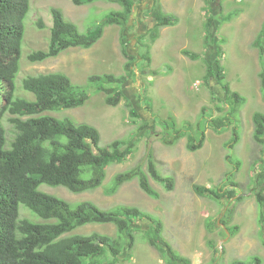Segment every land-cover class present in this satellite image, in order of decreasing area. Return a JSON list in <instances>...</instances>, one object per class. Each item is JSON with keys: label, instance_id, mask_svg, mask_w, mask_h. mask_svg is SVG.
Returning <instances> with one entry per match:
<instances>
[{"label": "rangeland", "instance_id": "rangeland-1", "mask_svg": "<svg viewBox=\"0 0 264 264\" xmlns=\"http://www.w3.org/2000/svg\"><path fill=\"white\" fill-rule=\"evenodd\" d=\"M136 1V10L124 28L127 49L135 59L134 75L122 87L126 98L113 107L106 104V94L88 86V80L93 75L125 74L127 58L122 54L120 26H106L101 39L90 49H69L58 58L42 63L29 62L28 55L48 49L52 8H60L67 21L86 33L103 23L110 11L121 7L112 0L85 6H76L70 0H30L20 72L15 81L16 96L34 100L22 87L27 76L63 73L75 85L87 87L91 98L81 108L50 115L69 117L76 123L96 127L102 146L115 140L132 139L135 143L133 155L123 164L109 167L104 185L95 191L74 194L64 187L48 185L40 186L39 190L73 204L91 201L104 211L120 205L138 207L163 222L164 239L191 264L250 262L255 257L264 264L263 228L258 223L253 174V166L258 164L257 170L260 168L264 153V146L253 139V116L256 112L264 113L259 76L262 66L259 51L253 46L264 22V0H213V4L207 0H159L164 13L176 16L178 22L175 26L161 28L155 43L150 41V31L155 24L151 16L155 0ZM39 21L44 23L43 29L39 28ZM216 44L221 48L219 53ZM149 45L150 63L143 58ZM208 63L215 69L218 65L223 67L225 81L245 98L239 113L241 141L233 152L243 162L235 180L240 185L236 191L243 195L242 201L216 199L209 193L200 196L195 192V187L208 190L223 187L231 172L226 162L229 153L226 144L232 138V127L216 129L211 120L223 118L234 101L224 105L223 112L217 110V96L222 95V88L216 78H207ZM131 107L136 109L138 117L132 116ZM9 117L5 116L3 124L10 142L14 135ZM202 117L210 122L205 124V143L199 151L188 150V136L174 145L163 141L166 120L173 118L178 128L189 124L191 133L196 135ZM149 149L161 176L175 179L174 190L169 192L163 184L151 180V186L159 195L154 199L135 179L115 195H107L106 189L117 174L138 165H143L146 171L145 157ZM20 214L21 218L39 221L25 208H21ZM210 223L214 224L212 228ZM137 226L140 231L133 251L124 252L117 264H170L166 254L142 239L144 231L154 229L152 223L140 219ZM229 228L233 229V234ZM74 233L114 237L117 229L112 224H94Z\"/></svg>", "mask_w": 264, "mask_h": 264}, {"label": "trees", "instance_id": "trees-1", "mask_svg": "<svg viewBox=\"0 0 264 264\" xmlns=\"http://www.w3.org/2000/svg\"><path fill=\"white\" fill-rule=\"evenodd\" d=\"M70 1L76 6H85L102 0ZM112 1L121 9L110 11L103 23L86 33L67 21L61 9L52 8L53 24L48 49L32 52L28 60L42 63L59 57L71 48L90 49L101 39L106 26H120L122 54L127 58L125 74L93 75L88 80V86L106 94V104L115 107L126 98L122 87L134 75L135 59L127 49L124 28L136 10L137 1ZM207 2L213 4V0ZM30 9V0H0V264H117L124 252L130 254L133 251L137 232L140 231L137 226L140 219H148L154 228L144 231L142 239L166 254L170 264H191L164 239L163 222L138 207L120 205L104 211L91 201L73 204L39 190L40 186L48 185L64 187L74 194L95 191L104 185L109 167L123 164L133 155L135 143L132 139L115 140L102 146L101 134L96 127L76 123L69 117L50 115L81 108L91 98L87 87L75 85L63 73L27 76L22 81V87L34 96V100L16 96L15 81L20 72L25 20ZM151 16L155 21L150 31L151 43L157 41L161 28L175 26L178 22L176 16L164 13L159 0H155ZM38 26L40 29L45 27L42 21L38 22ZM253 46L259 51L262 66L259 76L264 100V22ZM215 47L218 53L221 52L217 44ZM143 58L151 62L150 45ZM207 69V78H216L222 88V95L217 96V110L223 112L224 105L234 101L223 118L211 120L216 129L232 127V138L226 144L229 151L226 162L231 172L223 187L217 190L195 187V192L200 196L209 193L216 199L224 197L242 201L243 195L236 191L240 185L235 180L243 162L233 152L241 141L239 113L245 98L225 81L223 67L218 65L215 69L208 63ZM131 114L139 116L133 107ZM6 115H10L9 123L14 135L10 142L3 124ZM209 122L202 117L194 135L189 124L178 128L175 120L170 118L164 124L163 141L174 145L188 136V150L199 151L205 143V124ZM253 123V139L264 146V113L256 112ZM262 155L259 171L256 168L258 164H255L253 174L255 199L259 207L258 223L263 228L264 245V153ZM145 163L146 171L143 165H138L117 174L106 194L115 195L122 186L135 179L140 188L154 199H158L159 195L151 186V180L163 184L169 192L174 190L175 179L161 176L151 149L147 151ZM21 208L29 210L39 221L21 218ZM94 224L115 225L117 234L113 237L100 233H74L79 228ZM213 225L210 223L209 227ZM229 230L233 234V229ZM231 264H261V259L255 257L250 262L235 260Z\"/></svg>", "mask_w": 264, "mask_h": 264}, {"label": "clouds", "instance_id": "clouds-1", "mask_svg": "<svg viewBox=\"0 0 264 264\" xmlns=\"http://www.w3.org/2000/svg\"><path fill=\"white\" fill-rule=\"evenodd\" d=\"M163 7V6H162ZM60 9V8H59ZM164 11V10H163ZM53 24V23H52ZM51 30V29H50ZM71 49H73V48H71ZM81 49V48H80ZM69 50V49H68ZM66 52V51H65ZM64 53V52H63ZM22 58V57H21ZM58 58V57H57ZM21 62V61H20ZM19 75V74H18ZM17 78H18V76H17ZM16 78V79H17ZM200 84V82H198L197 84H196V86H198ZM17 87V86H16ZM16 92H17V88H16Z\"/></svg>", "mask_w": 264, "mask_h": 264}]
</instances>
